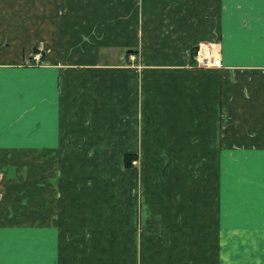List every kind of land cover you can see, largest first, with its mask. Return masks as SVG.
<instances>
[{
	"label": "crops",
	"instance_id": "obj_1",
	"mask_svg": "<svg viewBox=\"0 0 264 264\" xmlns=\"http://www.w3.org/2000/svg\"><path fill=\"white\" fill-rule=\"evenodd\" d=\"M260 66L264 0H0V264H264Z\"/></svg>",
	"mask_w": 264,
	"mask_h": 264
},
{
	"label": "rangeland",
	"instance_id": "obj_2",
	"mask_svg": "<svg viewBox=\"0 0 264 264\" xmlns=\"http://www.w3.org/2000/svg\"><path fill=\"white\" fill-rule=\"evenodd\" d=\"M79 4H82V3L79 2ZM204 42L214 44L216 46V49L220 53H222L220 46L217 45L216 42L203 41L201 43H204ZM194 50H192V53ZM191 56H193V55L191 54ZM129 60H130V65H133L134 67L136 66L138 69L141 68V65L138 64V56L132 54L129 57ZM40 64H35V65H40ZM254 70H259V71L263 72L264 66L255 67ZM189 165L190 164H187V167H189ZM132 166L138 170L141 169V163L140 162L133 161ZM209 168H210V166H209ZM234 231H235L234 233L224 232L222 230H220V232H219V239L217 242V248L219 249V252H220V260H221V255L222 254L224 255V252H228V250H230V251L234 250L235 253L242 252V251L254 250V249L264 250V237H261L260 235L255 236V237L247 235V234H252V233L244 232V230L235 229ZM138 232H139V234L141 233L140 228H139ZM155 244H156L155 246L159 247V250H163L165 247L168 248L170 243L165 241V242H161V243L159 242L158 244L157 243H155ZM191 245H193V244H191ZM139 246L140 247L142 246L141 241L139 242ZM129 247L130 246L127 244L128 250H129ZM155 249H157V248H155ZM128 255H129V252H128ZM191 259H187V264L193 263V261H191ZM125 260L129 262V258L125 259ZM233 260H234V264H241V263L243 264V261H244L241 254H235V257L233 258ZM262 260H264V258ZM123 264H125V263H123Z\"/></svg>",
	"mask_w": 264,
	"mask_h": 264
},
{
	"label": "built area",
	"instance_id": "obj_3",
	"mask_svg": "<svg viewBox=\"0 0 264 264\" xmlns=\"http://www.w3.org/2000/svg\"><path fill=\"white\" fill-rule=\"evenodd\" d=\"M195 66L199 69H220L222 68V56L212 43H199L195 47L194 53ZM42 63V50L39 49L28 64L35 65Z\"/></svg>",
	"mask_w": 264,
	"mask_h": 264
},
{
	"label": "trees",
	"instance_id": "obj_4",
	"mask_svg": "<svg viewBox=\"0 0 264 264\" xmlns=\"http://www.w3.org/2000/svg\"><path fill=\"white\" fill-rule=\"evenodd\" d=\"M194 53H195V50L193 51L192 53V59H193V62L195 64V61H194ZM136 156L134 155H126L125 158H124V165L126 168H132V163L133 161H136Z\"/></svg>",
	"mask_w": 264,
	"mask_h": 264
}]
</instances>
